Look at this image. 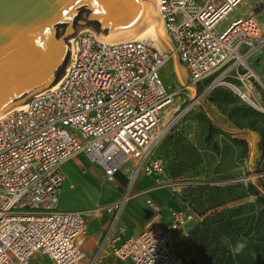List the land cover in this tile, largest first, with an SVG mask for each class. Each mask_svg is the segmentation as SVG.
<instances>
[{"label":"built area","instance_id":"obj_1","mask_svg":"<svg viewBox=\"0 0 264 264\" xmlns=\"http://www.w3.org/2000/svg\"><path fill=\"white\" fill-rule=\"evenodd\" d=\"M248 1L157 0V10L191 84L225 86L264 112L249 65L264 48V23L250 12L219 26ZM255 1L264 15V0ZM68 41L58 85L0 119V264H30L37 253L51 264H97L108 240L111 252L132 264H184L170 245L173 231L187 225L192 212L170 210L169 224L162 228L161 206L147 199L153 214L138 234L123 237L120 223L140 174L153 176L156 185L162 182L164 159L154 151V129L175 95L161 76L167 53L149 39L112 42L91 31H77ZM78 154L96 164L109 182L120 169L126 175L122 194L99 208L108 224L90 252L82 248L83 214L58 208L61 166Z\"/></svg>","mask_w":264,"mask_h":264},{"label":"rangeland","instance_id":"obj_2","mask_svg":"<svg viewBox=\"0 0 264 264\" xmlns=\"http://www.w3.org/2000/svg\"><path fill=\"white\" fill-rule=\"evenodd\" d=\"M243 11V5H239L219 26ZM78 30L79 26L75 33ZM167 56L161 76L164 82L171 83L175 95L154 129V151L164 158L162 182L155 187L167 188L176 202L193 213L187 230L190 243V230L196 225L210 222L215 231V227H222L210 237L199 226L201 241L206 245H200L199 255L195 249L198 264H264V252L254 246L264 226V215L259 214L255 196L246 192L249 181L259 180L264 186V143L262 148L258 146L260 140L264 141V112L240 100L225 86L209 89V81L191 84L179 66L185 83L193 89L184 87L174 73L168 53ZM254 83L260 87L256 78ZM209 126L214 132L212 139L206 140ZM240 140L243 145L237 143ZM87 169L94 168L80 165L77 174L64 172L61 196L68 201L64 193L67 183L72 182L74 188L70 190L74 192L69 196H77L76 205L88 211L99 210L111 201L105 198L109 189L102 178L91 184L92 179L85 174ZM150 183L149 178L141 181L144 186ZM100 190L106 195H100ZM207 199L210 208L200 213L208 206ZM66 205L59 201V208H67ZM225 226L228 228L224 233ZM185 258L188 259L187 254Z\"/></svg>","mask_w":264,"mask_h":264},{"label":"water","instance_id":"obj_3","mask_svg":"<svg viewBox=\"0 0 264 264\" xmlns=\"http://www.w3.org/2000/svg\"><path fill=\"white\" fill-rule=\"evenodd\" d=\"M153 0H0V115L51 88L64 74L76 27L104 40L143 29ZM178 81L188 89L171 42L158 33Z\"/></svg>","mask_w":264,"mask_h":264},{"label":"crops","instance_id":"obj_4","mask_svg":"<svg viewBox=\"0 0 264 264\" xmlns=\"http://www.w3.org/2000/svg\"><path fill=\"white\" fill-rule=\"evenodd\" d=\"M255 2V0H249L247 4H244L243 14L240 15L249 14L250 12H256V17L258 18V20L264 23V15H262L261 12H258L255 7ZM249 65L255 74L258 85L260 86L258 87L255 85L254 93L258 101L264 104V48H262L253 58L249 60ZM80 165H85L87 167H92L95 169H87L85 171V174H87L90 179H92L91 184H93V182H97L98 178L104 179V182L107 183L106 186L109 189V193L106 195L100 190V195H106L105 198L112 201L119 197L120 194H122L126 183L125 168L122 169V171H118L116 173L115 178L118 179V182L117 180H115V182L112 183L107 181L101 169L96 164L90 162L83 154H78L62 164L61 170L63 174V185L65 179L64 172H75L77 174L79 173ZM143 178H149L151 183L146 186L142 185L141 181ZM63 185L62 189L64 188ZM70 185H73V187H70ZM155 186L157 185L155 184L153 176L144 174H140L138 176V179L133 187V192H135L136 194L125 203L120 216V223L124 229L123 237L138 234L144 228L145 223L152 216L153 211L147 204V199H152L161 206L162 212L158 218V224L162 228H166L169 224L170 210H187L183 206V203L176 202L174 200L167 188H158ZM73 188L74 183H67L65 189L66 192L64 194H66V196L68 197V201L64 200L63 195L61 196V194V200L59 197V201L67 204V208H59V202L58 208L60 210L79 211L83 214L87 223L82 248L84 251L90 252L95 249L99 241L101 242L102 236L108 224V215L100 209L88 211L81 206H77V196H73V198L69 196L70 192H74L71 191ZM187 230L188 224L174 230L170 246L176 254L184 258V264H198L197 252L194 246L188 240ZM111 244H113V242L108 240V242L106 243V248L101 254L100 262L97 264H132L129 260L116 257L110 250L109 245ZM185 254L188 255L187 260L185 258ZM30 264H51V261L47 256L37 253L31 257Z\"/></svg>","mask_w":264,"mask_h":264},{"label":"trees","instance_id":"obj_5","mask_svg":"<svg viewBox=\"0 0 264 264\" xmlns=\"http://www.w3.org/2000/svg\"><path fill=\"white\" fill-rule=\"evenodd\" d=\"M214 132V129L209 126L208 130H207V136H206V140H211L212 139V134ZM241 141V140H240ZM242 142V143H241ZM241 142H237L238 144L243 145V141ZM262 143H264V141L260 140L259 143V147L262 148ZM262 150H264V148H262ZM246 192L249 195H254L255 196V204L260 206L259 209V214L264 215V186H261L260 181H249L246 185ZM208 201V206L204 207L202 209V211H200V213H205L208 208H210V202ZM201 226H203L201 229L204 230V232L207 233V235H209L210 237H212L216 231H219L222 227L221 226H217L216 231L215 230H211V223L210 222H205L203 224H198L196 225L193 229L190 230V241L193 244V246L195 247V249L198 252L199 255V249H200V245H206L205 242L201 241V237L203 236L202 233H200L199 228ZM228 228V226H225V228H223L224 233L227 231L226 229ZM255 248H259V250H262V252H264V226H262L261 229V234L260 237H258L257 239V244H254ZM262 260H264V257H262ZM262 263H264V261H262Z\"/></svg>","mask_w":264,"mask_h":264},{"label":"bare ground","instance_id":"obj_6","mask_svg":"<svg viewBox=\"0 0 264 264\" xmlns=\"http://www.w3.org/2000/svg\"><path fill=\"white\" fill-rule=\"evenodd\" d=\"M78 31L95 32L92 28L87 27V26L79 27ZM158 33H161V34H163L165 36L163 23H162V20L160 18L159 12L157 10V0H153V7H152L151 17H150L149 23L147 24L146 27H144L143 29H140V30H138V31H136L134 33L121 35V36H119L117 38H114L112 40H107V41L116 42V41H124V40L149 39L153 43L154 46H156L160 50H164L160 40L158 39ZM70 42H71V50H73L74 49V42H73V40H70ZM58 82L59 81H57L53 86H51L50 89H54L58 85ZM26 105H27V103L22 104L21 106H19L17 108H25ZM5 114L6 113L1 114L0 115V119ZM165 118L168 119V114L165 115ZM160 134L158 133L159 136H160Z\"/></svg>","mask_w":264,"mask_h":264},{"label":"snow or ice","instance_id":"obj_7","mask_svg":"<svg viewBox=\"0 0 264 264\" xmlns=\"http://www.w3.org/2000/svg\"><path fill=\"white\" fill-rule=\"evenodd\" d=\"M94 2H95V0H94Z\"/></svg>","mask_w":264,"mask_h":264}]
</instances>
